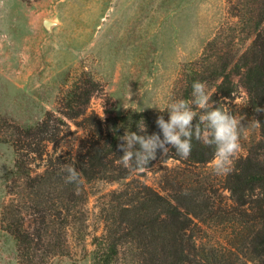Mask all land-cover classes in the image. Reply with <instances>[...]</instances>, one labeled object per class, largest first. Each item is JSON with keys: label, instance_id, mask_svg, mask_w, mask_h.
I'll return each instance as SVG.
<instances>
[{"label": "rangeland", "instance_id": "374dc122", "mask_svg": "<svg viewBox=\"0 0 264 264\" xmlns=\"http://www.w3.org/2000/svg\"><path fill=\"white\" fill-rule=\"evenodd\" d=\"M248 2L252 0H0V264H92L91 237L114 214L108 210L116 204L111 192L131 177L161 190L165 169L180 163L168 152L127 179H83L85 211L78 226H69L62 237L66 245L52 251V241L62 234L60 219L53 215L54 196L64 190L53 189L52 151L65 155L86 135L82 116L66 118L60 112L86 107L93 122L128 110L167 120L169 104L180 99L191 103L196 81L205 82L212 102L215 70L231 64L253 38L246 18H240L244 11L237 10L249 8ZM232 79L231 97L217 101L241 120L235 163L260 131L244 86L237 75ZM83 92L91 94L88 100ZM73 93L79 98L68 107ZM193 110L202 113L196 106ZM47 112L59 128L56 139L42 146L48 153L27 154L25 146L22 166H16L15 128L33 125ZM213 156L195 170L220 182L225 175L213 173ZM214 188V202L228 197L219 183ZM62 215L66 222L65 211ZM206 220L195 235L208 262L258 264L248 243L255 227L238 230L234 224ZM10 223L24 224L25 243L7 231Z\"/></svg>", "mask_w": 264, "mask_h": 264}, {"label": "trees", "instance_id": "16d2710c", "mask_svg": "<svg viewBox=\"0 0 264 264\" xmlns=\"http://www.w3.org/2000/svg\"><path fill=\"white\" fill-rule=\"evenodd\" d=\"M248 5L249 8L237 6V10L244 11L240 18H246L249 24L253 36L251 43L233 58L231 64H221L215 70L218 81L210 103L220 109L223 107L217 100L231 97L234 90L232 77L236 75L248 94L250 106L254 110L257 106L264 107V0H252ZM84 94L88 100L91 94ZM78 98L79 94L73 93L68 107ZM60 113L66 118L82 116L86 135L75 150L65 155H56L55 150L52 151V184L56 185L53 189H64L54 196L53 215L60 219L58 229L62 234L61 238L59 235L58 239L52 241V251H61L66 245L62 237L66 236L69 226H78L80 216L85 211L83 179L118 181L127 179L133 171L141 169L125 168L120 164L122 151L117 147L122 143L120 137L128 131H139L143 125L147 134L160 133L155 119L133 110L109 116L100 122L89 119L91 114H87L86 107ZM199 116L194 124L199 123ZM257 119L260 131L258 140L248 147L245 156L235 160L233 171L220 182H212L195 170L197 165L205 164L214 155L215 146L204 145L194 138L191 154L186 159L181 158L174 149L169 151V156L180 164L165 169L161 176V190L140 178L131 177L119 190L112 191L116 204L111 206L110 203L108 210L113 209L114 214L110 212L109 218H104L101 232L91 237V263L211 264L204 249L197 244L195 232L199 223L205 224L206 219L213 218L215 225L234 224L238 230L255 227L248 234H253L248 240L251 257L258 264H264V113H257ZM52 120V115L47 112L35 124L15 128L13 145L16 166H22L25 146L28 148L27 154L40 155L45 151L42 146L56 139L59 128L53 125L56 123L52 124ZM55 121L63 122L61 118ZM39 157L42 158V155ZM160 157L158 151L157 158L143 168L150 167ZM72 163L79 173L78 182L74 184L65 182V172L62 170L64 165ZM218 183L229 195L216 203L210 193L216 191L214 186ZM63 200L69 205L63 204ZM62 211H65L66 222ZM6 229L19 244L27 241L24 224L10 223Z\"/></svg>", "mask_w": 264, "mask_h": 264}, {"label": "clouds", "instance_id": "9594fccd", "mask_svg": "<svg viewBox=\"0 0 264 264\" xmlns=\"http://www.w3.org/2000/svg\"><path fill=\"white\" fill-rule=\"evenodd\" d=\"M211 97L206 91V84L196 81L192 85V101L183 99L168 105L167 120L161 115L156 118L160 133H146L143 125L139 131H128L117 147L122 151L120 164L125 168H143L151 161L167 154L170 150L181 158H187L192 151V141L195 138L204 145H214L215 151L211 168L216 175H227L233 171V158L240 148L239 129L241 123L236 116L210 103ZM193 106L198 107L203 114L199 123L194 124L197 113ZM257 113H264V107L257 106ZM66 173V183L78 182L79 173L74 163L63 166Z\"/></svg>", "mask_w": 264, "mask_h": 264}]
</instances>
